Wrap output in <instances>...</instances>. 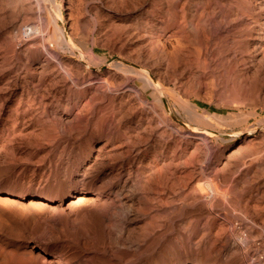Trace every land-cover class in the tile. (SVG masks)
I'll use <instances>...</instances> for the list:
<instances>
[{
    "label": "rangeland",
    "instance_id": "374dc122",
    "mask_svg": "<svg viewBox=\"0 0 264 264\" xmlns=\"http://www.w3.org/2000/svg\"><path fill=\"white\" fill-rule=\"evenodd\" d=\"M13 1L0 0L1 187L15 190L19 196L12 198L22 195L21 200L42 192L50 182L65 186L66 193L68 189L74 193L79 187L78 180L88 170H97L100 176L107 171L106 167L101 168L92 161L101 149L111 146V128L118 121L129 126L126 130L122 126L126 134L133 133L137 142L151 148L141 156L145 163L155 161L163 168V173L156 167L151 180L141 176L146 179L144 185L134 183L128 188L127 194L139 211L134 220L126 219L133 205L130 201L124 204L120 201L112 210L109 222L105 223V252L93 233L75 235L76 229L65 227L62 222L48 235L52 244L45 243L46 238L40 232L24 227L26 221L14 208V200L5 203L0 199V264H41L39 258L46 254L51 259L58 258L60 252L52 250L53 244L64 247L62 256L68 264H189L205 261L212 254L207 245L196 247L195 240H211L221 246L224 235L229 233L227 246L230 247L235 238L246 237L252 220L260 225L254 210L244 209L237 201V204L226 201L236 214L231 218L234 232L226 228L227 225L222 229L214 227L216 201L200 192L199 187L205 186L208 177L198 174L202 166L210 175L214 174L217 159H220L224 162L220 166L226 170L223 174L221 171L213 184L218 183V179L224 180L230 171L255 155L247 146L246 134L239 132L257 124L258 133L264 132V52L253 63L244 60L249 57L243 47L244 40L248 39L244 37H255L258 30H252L248 37L241 31L244 25L255 23V18L258 20L255 27H264V8H260L256 0H243L241 4L232 0H56L61 12L56 17L60 26L65 23L69 26L70 39L76 46L73 52L58 46L48 31L53 16L47 8V0H40L39 4L34 0H18L22 6L21 24L32 22L40 26L36 38L50 43L47 44L49 55L40 43H34L36 41L24 44L28 37L26 30L24 33L17 29L18 33L10 35L15 15ZM163 31H167L171 39L162 38ZM176 37L185 39L186 46L173 52ZM249 47L252 49L253 45L250 43ZM46 57L49 61L41 67ZM133 65L154 76L164 90L162 102L152 87H144L143 81L129 71ZM173 94L217 116H210L208 124L192 122L175 103ZM234 94L237 97L234 98ZM184 123L208 126L213 133L206 136V143L195 148L194 134L190 130L187 131L190 136L179 134V127ZM106 154L121 155L118 149ZM178 155L180 163L172 164L173 171L166 172L164 169L170 167ZM4 194L0 192V196ZM68 195L62 199L68 201ZM62 199L56 197L48 203H55L59 208ZM258 233L255 239L259 238ZM219 258L215 259L231 263L222 256ZM240 263L247 264V261L241 258Z\"/></svg>",
    "mask_w": 264,
    "mask_h": 264
},
{
    "label": "bare ground",
    "instance_id": "6f19581e",
    "mask_svg": "<svg viewBox=\"0 0 264 264\" xmlns=\"http://www.w3.org/2000/svg\"><path fill=\"white\" fill-rule=\"evenodd\" d=\"M234 3L241 4L243 0H232ZM260 6V8H264V0H256ZM12 2V1H11ZM35 3H40V0H34ZM186 2V1H185ZM190 2V1H189ZM196 2V1H195ZM186 4V3H185ZM14 9V20L9 28V33L11 36L16 34L17 29L22 30L23 25L20 22V12L21 7L18 0L13 1ZM212 5V4H211ZM24 6V5H23ZM210 6V5H209ZM254 6V5H253ZM256 6V5H255ZM254 6V7H255ZM194 7V6H193ZM257 7V6H256ZM12 8V6H11ZM47 8L50 10L52 14V21L51 26L49 27L48 31L58 44L62 48L66 49V51H71L76 48L69 36V26L68 24H64L63 26L59 25L57 20L56 14L60 15V9L57 5L56 0H47ZM217 8V7H216ZM253 8V7H252ZM251 8V9H252ZM197 9V8H196ZM209 9V8H208ZM250 9V10H251ZM211 10V9H210ZM263 10V9H262ZM157 11V10H156ZM168 11V10H167ZM181 11V10H180ZM202 11V10H201ZM236 11V10H235ZM246 11V10H245ZM243 12V11H242ZM241 12V13H242ZM171 13V12H170ZM181 13V12H180ZM189 13V12H188ZM247 13V12H246ZM237 14V12H236ZM181 15V14H180ZM179 15V16H180ZM193 15V14H191ZM190 15V16H191ZM200 15V13H199ZM207 15V14H206ZM219 15V14H218ZM250 15V14H249ZM197 16V15H195ZM173 17V16H171ZM177 17V15H176ZM183 17V16H182ZM207 17V16H206ZM205 17V18H206ZM209 17V16H208ZM219 17V16H218ZM168 18V17H167ZM200 18V16H199ZM232 18V17H231ZM253 18V17H252ZM172 19V18H171ZM264 19V18H263ZM174 20V19H173ZM184 20V19H182ZM196 20V19H195ZM207 20V19H206ZM214 21V20H213ZM241 21V20H240ZM255 23L246 24L241 29V31H245L248 35H251L252 30H258V34L255 37L249 36L248 40H244L243 47H245V52H247L249 57L244 58V60H249L250 62H254L255 59L264 52V27L257 29L255 27L256 22L258 20L255 18L253 20ZM204 22V21H203ZM261 22V21H260ZM264 22V21H263ZM36 23V22H35ZM188 23V22H187ZM53 24V25H52ZM198 24V22H197ZM211 24V22H210ZM167 25V24H166ZM72 26V24H71ZM70 26V27H71ZM164 27V25H163ZM205 27V25H204ZM214 27V26H213ZM237 27V26H236ZM72 29V28H71ZM204 29V28H203ZM233 29V28H231ZM26 30L27 39H25L24 44L30 43H40L42 48L46 50V53L49 55L51 54L48 51V45L50 43H46L41 39L37 40L36 36L40 32V26L34 25V23H28L24 26V31ZM165 30V29H164ZM43 31V30H42ZM202 31V30H201ZM223 31V29H222ZM18 33V31H17ZM44 33V32H41ZM255 33V32H254ZM190 34V32H189ZM237 34V32H236ZM43 35V34H41ZM182 35V34H181ZM193 35V34H192ZM232 35V34H231ZM48 36V35H47ZM46 36V38H47ZM187 36V35H186ZM201 36V35H200ZM203 36V34H202ZM44 37V36H43ZM49 37V36H48ZM51 37V36H50ZM170 38V34L167 31H163L162 38ZM184 37V36H183ZM209 36H207L208 38ZM213 37V36H212ZM234 37V36H233ZM242 37V36H241ZM211 38V36H210ZM249 38H252L249 40ZM48 39V38H47ZM171 39V38H170ZM188 39V38H187ZM186 39V40H187ZM222 39V38H221ZM220 39V40H221ZM206 40V39H205ZM214 40V39H213ZM227 40V39H226ZM230 40V39H229ZM170 41V40H169ZM185 41V39H184ZM184 41L181 40L180 37H176V43L173 49V52L182 46H186ZM238 42V40H237ZM230 43V42H229ZM250 43L253 45L252 49H250ZM221 44V43H220ZM37 45V44H36ZM172 45V44H171ZM231 45V44H230ZM32 46V45H31ZM164 46V45H163ZM216 46V45H215ZM222 46V45H221ZM224 46V45H223ZM222 46V47H223ZM225 47V46H224ZM242 47V48H243ZM88 48V47H87ZM226 49V48H225ZM91 50V49H90ZM184 50V49H183ZM227 50V49H226ZM89 51V50H88ZM198 51V50H197ZM170 52V51H169ZM172 52V51H171ZM209 52V51H208ZM186 53V52H185ZM204 53V52H203ZM205 54V53H204ZM80 55V54H79ZM84 55V54H83ZM209 55V54H208ZM192 56V55H191ZM220 56V55H219ZM44 57V56H43ZM91 57V56H90ZM218 57V56H217ZM229 57V56H228ZM81 58V57H80ZM88 58V57H87ZM190 58V57H189ZM223 58V56H222ZM230 58V57H229ZM49 58H45L41 67H44L46 62H48ZM82 60V59H81ZM227 60V59H226ZM232 60V59H231ZM239 60V59H238ZM175 61V60H174ZM196 61V60H194ZM220 61V60H219ZM88 62V61H87ZM186 62V61H185ZM213 62V61H212ZM216 62V61H215ZM226 62V61H223ZM86 63V62H85ZM175 63V62H174ZM207 63V62H206ZM218 63V62H217ZM238 63V62H236ZM257 63V61H256ZM12 64V63H11ZM89 64V62H88ZM91 64V63H90ZM38 65V64H37ZM195 65V64H194ZM7 66V65H6ZM240 66V65H239ZM261 66V65H260ZM262 66L264 67V57L262 59ZM24 67V66H23ZM47 67V66H46ZM220 67V66H219ZM234 67V66H233ZM243 67V66H242ZM111 68V67H110ZM208 68V67H207ZM241 68V67H240ZM248 68V67H247ZM246 68V69H247ZM47 69V68H46ZM121 69V68H120ZM242 69V68H241ZM263 69V68H262ZM130 72L135 74L138 78H140L143 83L144 87H152L154 93L158 96L157 98L160 99L162 102V98L164 95V90L159 86V84L153 79V77L143 71L141 68L136 66H132L129 69ZM256 71V70H254ZM47 73V72H46ZM27 75V74H26ZM46 76V75H45ZM26 78V77H25ZM29 79V78H28ZM44 80V79H43ZM7 81V80H6ZM10 81V80H8ZM30 81V80H29ZM74 82V80H71ZM20 82V81H19ZM6 83V82H5ZM9 83V82H8ZM7 83V84H8ZM234 84V83H233ZM15 85V84H14ZM262 86V85H261ZM13 89V88H12ZM130 88H126L128 90ZM26 91V90H25ZM136 91V90H135ZM172 91V90H171ZM261 91V90H260ZM141 92V91H140ZM172 93V92H171ZM232 93L233 90H232ZM231 93V94H232ZM237 93V92H236ZM26 94V93H25ZM247 95V94H246ZM111 96V95H110ZM235 98V94L233 95ZM109 97V96H108ZM237 97V96H236ZM37 98V97H36ZM174 101L179 107L187 114V117L190 121L196 122L197 124H208L210 116H217L216 114L209 113L207 110H201L200 107L193 103L189 99H184L180 95L173 94ZM111 99V98H110ZM109 101V100H108ZM110 103V102H109ZM149 103V101H148ZM164 103V102H163ZM174 103V105H175ZM264 103V102H263ZM105 104V103H104ZM21 105V104H20ZM111 106V105H110ZM113 106V105H112ZM146 106V105H145ZM144 106V107H145ZM147 107V106H146ZM152 107V106H150ZM111 108V107H110ZM38 109V108H37ZM151 109V108H150ZM168 110V108H167ZM118 112V111H117ZM158 113V112H157ZM133 114V113H132ZM143 114V113H142ZM256 114V113H255ZM168 115V114H167ZM139 117V116H138ZM161 117V116H160ZM121 118V117H120ZM162 118V117H161ZM123 119V118H122ZM260 120V119H259ZM156 121V120H155ZM126 122V121H125ZM139 122V121H138ZM154 122V121H153ZM167 122V121H166ZM161 123V122H160ZM126 124V123H125ZM150 124V123H149ZM159 124V123H158ZM147 125V124H146ZM152 125V124H151ZM156 125V124H155ZM168 125V124H167ZM211 125V124H210ZM122 122L118 121L112 126V136H111V146H107V148L101 149L96 156H94L93 163L101 166V168L106 167L107 171L103 173L102 176L99 175L97 170L94 172H88L83 175L81 179L78 180V186L76 187V191L73 193L70 189L66 193L65 186H56L54 183L50 182L49 184L45 185L41 190L42 192L32 193L30 194V198L28 200H21L20 198H12L14 195H18L13 189L4 188L0 185V192L4 191L5 194L0 196V199L3 200L5 203H15L14 208H17V211L21 213L23 221H26L24 227L26 229L36 230L40 232L41 236L45 237V243H51L50 238L48 235L51 231L54 230V226L59 224L60 222L64 223L65 227H71L76 229L75 235L80 234L81 236H86L87 234H94L97 242L100 244L103 251H106V238H105V229L106 221L110 220L111 215L113 213V209H115L120 201L124 203L129 202L132 205L131 209L127 213V220H134L135 213L137 208L134 207V200L131 198L127 193L128 188L134 183H142L146 179H141V176H146L150 179L151 174L156 169L159 170L161 174L163 168L158 166V164L153 161V163L147 162L145 163L143 160L142 153L146 155V152L151 149L149 146L147 147L146 143L137 142L133 137V133L126 134L125 130L129 126L125 127V130L122 129ZM135 126V125H134ZM154 126V125H153ZM157 127V126H156ZM160 127V126H159ZM213 127V126H212ZM263 127V126H262ZM215 128V127H214ZM257 125L247 126L239 133H245L246 143L247 146L250 147L252 153L255 154L254 157L250 158L249 160L245 161L241 167H238L234 171H230L228 176L224 177V180H216L218 183L213 184V180L219 178L221 171L226 170L220 166V163H224L222 160L217 159V164L214 168V174H209V171L206 172L203 166L200 168L198 174L204 175L206 178L208 177L205 186L199 187L200 192L204 193L205 196L211 200L214 199L216 201L215 206L217 207L216 215L217 219H214L213 225L214 227H218L219 229L222 228H231L233 231L232 221L231 218L236 216L231 208L226 205V201L236 203L239 202L240 205L244 207V209H252L255 212L256 218L260 220V225L256 222V220H252L251 224L247 226V233L246 237L244 238H235L231 242V246L228 247V239H230V234L226 233L224 235V241L221 243V246H218L214 241L206 240L202 241L201 239L195 240L194 243L196 247H201L203 245H207L212 250V254L208 256V259L205 261L200 262H191L189 264H241L240 259L243 258L247 261V264H264V182H263V175H264V132L258 133ZM133 129V128H132ZM170 129V128H169ZM135 130V129H134ZM152 129H150L151 131ZM154 130V129H153ZM160 130V129H159ZM174 130V129H173ZM180 135L182 137L190 136L187 134V131L190 130L192 138H194L193 144L195 148H198L201 143H206L207 137L213 133V130L210 127H201V126H194L189 123H184L182 126L179 127ZM215 130V129H214ZM221 130V129H220ZM149 131V132H150ZM235 131V130H234ZM153 132V131H152ZM151 132V133H152ZM160 132V131H159ZM178 132V131H177ZM95 133V131H94ZM137 133V132H136ZM171 134V133H170ZM252 134H255L252 136ZM174 136V135H173ZM145 137V136H143ZM238 137V136H237ZM168 138V137H167ZM236 138V137H235ZM239 138V137H238ZM150 139V138H149ZM148 139V140H149ZM210 139V138H208ZM188 140V139H187ZM228 140V139H227ZM225 141V140H224ZM167 142V141H166ZM215 142V141H214ZM226 142V141H225ZM89 143V142H88ZM151 143V142H150ZM158 143V142H157ZM245 143V144H246ZM156 144V143H155ZM210 145V144H209ZM241 145V144H240ZM206 146V145H205ZM208 146V144H207ZM237 146V145H236ZM206 148V147H205ZM213 148V147H212ZM219 148V147H218ZM80 149V148H79ZM118 149L121 153L120 156L118 155H108L107 152L111 150ZM214 149V148H213ZM233 149V148H232ZM184 150V149H183ZM200 150V149H199ZM208 150V149H207ZM96 151V150H95ZM116 151V150H115ZM210 152V149L208 150ZM235 151V150H234ZM197 152V151H196ZM160 153V152H159ZM188 153V152H187ZM242 153V152H241ZM201 154V152H200ZM204 154V153H202ZM201 154V155H202ZM235 154V153H234ZM152 155V154H151ZM192 156V154H190ZM195 155H197L195 153ZM194 155V156H195ZM208 155V154H207ZM233 155V154H231ZM246 155V154H245ZM250 155V154H248ZM189 156V155H188ZM190 156V157H191ZM204 156V155H202ZM212 156V155H211ZM230 156V155H229ZM252 156V155H251ZM106 157L108 160L105 161ZM208 157V156H207ZM242 157V156H241ZM180 156H176L173 161L171 162L170 167H167L166 172L168 173L173 171L172 168L174 165H178ZM197 158V157H196ZM204 159V158H203ZM222 159V158H221ZM206 160V158L204 159ZM231 160V159H230ZM246 160V159H244ZM89 161V160H88ZM158 161V160H157ZM202 161V159H201ZM59 162V161H58ZM197 162V161H196ZM200 162V161H199ZM226 162V161H225ZM81 163V162H80ZM169 163V162H168ZM193 163V162H192ZM214 163V162H213ZM163 164V163H162ZM173 164V166H172ZM194 164V163H193ZM197 164V163H196ZM207 164V163H206ZM211 164V163H210ZM88 165V164H87ZM138 165V168H137ZM168 165V164H167ZM82 166V165H81ZM193 166V165H192ZM166 167V166H165ZM95 168V167H94ZM198 168V165L194 167V169ZM228 168V167H227ZM46 169V168H45ZM177 169V168H176ZM209 169V168H208ZM234 169V167H233ZM57 170V169H56ZM196 171V170H195ZM165 172V171H164ZM194 172V171H193ZM191 172V173H193ZM212 172V171H211ZM49 173V172H48ZM163 173V172H162ZM177 173V172H176ZM228 173V172H227ZM189 174V173H188ZM154 175V174H153ZM164 175V174H163ZM167 175V174H166ZM169 175V174H168ZM179 175V173H178ZM71 176V175H70ZM193 176V175H192ZM196 176V175H195ZM172 177V176H171ZM177 177V176H176ZM183 177V176H182ZM181 177V179H182ZM45 178V177H44ZM57 178V177H56ZM64 178V177H63ZM66 178V177H65ZM155 178V177H154ZM167 178V177H166ZM180 178V177H179ZM198 178V177H196ZM179 179V181L181 180ZM185 179V178H184ZM205 179V178H204ZM12 180V179H11ZM16 180V179H15ZM151 180V179H150ZM191 180V179H190ZM206 180V179H205ZM204 180V182H205ZM59 181V180H58ZM185 181V180H184ZM183 181V182H184ZM167 182V181H165ZM170 182V181H169ZM182 182V183H183ZM190 182V181H189ZM203 182V180L201 181ZM146 183V182H145ZM181 183V184H182ZM200 183V182H199ZM165 184V183H164ZM184 184V183H183ZM187 184V183H186ZM203 184V183H202ZM185 185V184H184ZM24 186V185H23ZM146 186V185H145ZM168 186V185H167ZM72 187V186H71ZM150 187V186H149ZM170 187V186H169ZM179 187V186H178ZM185 187V186H184ZM198 187V185H197ZM39 188V187H38ZM75 188V187H74ZM167 188V187H166ZM177 188V187H176ZM210 188V189H209ZM135 189V187H134ZM198 188H196L197 190ZM209 189V190H208ZM30 190V189H29ZM40 190V191H41ZM139 190V189H138ZM182 190V189H181ZM198 190V191H199ZM130 191V190H129ZM135 191V190H134ZM141 191V190H140ZM167 191V190H166ZM177 190L176 192H178ZM183 191V190H182ZM142 192V191H141ZM140 192V193H141ZM151 192V191H150ZM179 193V192H178ZM67 194V195H66ZM70 199L68 201L63 200L66 196H69ZM170 194V193H168ZM184 195V194H183ZM198 195V194H197ZM148 196V195H147ZM169 196V195H168ZM172 196V195H170ZM180 196V195H179ZM62 199L63 202L59 204V208L54 206V204L48 203L50 200L54 198ZM138 197V196H137ZM151 197V196H149ZM211 197V198H210ZM165 198V197H164ZM174 198V197H173ZM182 199V198H181ZM204 199V198H203ZM136 200V199H135ZM159 200V198H158ZM183 200V199H182ZM171 201V200H170ZM237 201V202H236ZM176 202V201H175ZM180 202V201H179ZM209 202V201H208ZM53 203V202H52ZM153 203V202H152ZM214 203V202H213ZM228 203V204H229ZM142 204V203H141ZM157 204V203H156ZM210 204V203H209ZM126 205V204H125ZM231 205V204H230ZM129 206V205H128ZM175 206V205H174ZM210 206V205H209ZM232 206V205H231ZM12 207V206H11ZM148 207V206H147ZM152 207V206H151ZM154 207V206H153ZM152 207V208H153ZM140 208V207H139ZM145 207L143 206V209ZM155 208V207H154ZM157 208V207H156ZM236 208V207H235ZM235 208L234 211H235ZM237 210V208H236ZM14 211V210H12ZM119 211V208H118ZM122 211V210H120ZM160 211V210H159ZM214 211V210H213ZM123 212V211H122ZM126 212V211H125ZM145 212V211H144ZM243 212V211H241ZM240 212V213H241ZM245 212V211H244ZM12 213V212H11ZM29 213H31L29 215ZM121 213V212H120ZM141 213V212H139ZM246 214V213H245ZM115 215V214H114ZM140 215V214H139ZM213 215V214H212ZM254 215V216H255ZM118 216V215H116ZM115 216V217H116ZM124 216V214H123ZM253 216V217H254ZM153 217V216H151ZM150 217V218H151ZM212 217V216H211ZM119 218V217H118ZM144 218V217H143ZM145 219V218H144ZM7 220V219H6ZM121 220V219H120ZM119 220V223H120ZM209 220V219H208ZM207 220V221H208ZM235 220V219H234ZM246 220V219H245ZM3 221V219H2ZM9 221V220H8ZM147 221V220H146ZM148 221H150L148 219ZM147 221V223H148ZM202 221V220H201ZM30 222L33 224L32 227L29 226ZM107 222V223H108ZM239 222V221H238ZM238 222H236L238 224ZM242 222V221H241ZM8 223V222H7ZM111 223V222H110ZM122 223V222H121ZM129 223V222H128ZM155 223V222H154ZM201 223V222H200ZM209 223V222H207ZM228 223V224H227ZM16 224V223H15ZM149 224V223H148ZM151 224V223H150ZM234 224V222H233ZM240 224V223H239ZM28 225V226H27ZM116 225V224H114ZM130 225V224H129ZM203 225V224H202ZM208 225V224H207ZM211 225V223H210ZM10 226V225H9ZM16 226V225H15ZM134 226V225H133ZM243 226V225H242ZM17 227V226H16ZM116 227V226H115ZM13 228V227H12ZM18 228V227H17ZM118 228V227H117ZM242 228V227H240ZM15 229V228H14ZM19 229V228H18ZM58 229V228H57ZM197 229V228H196ZM205 229V228H204ZM213 229V228H212ZM11 230V229H10ZM203 230V229H202ZM201 230V231H202ZM130 231V229H129ZM192 231V230H190ZM207 231V230H206ZM205 231V232H206ZM25 232V231H24ZM54 232V231H53ZM204 232V231H203ZM217 232V231H216ZM234 232V231H233ZM232 232V233H233ZM236 232V231H235ZM238 232V231H237ZM236 232V234H237ZM259 232V233H258ZM29 233V232H28ZM197 233V232H196ZM211 233V232H210ZM258 233L259 238L255 239L254 236ZM23 234V233H22ZM119 234V233H118ZM203 234V233H202ZM206 234V233H205ZM235 234V233H234ZM233 234V236H234ZM241 234V233H239ZM243 234V233H242ZM24 235V234H23ZM28 235V234H27ZM38 235V233H37ZM36 235V236H37ZM109 235V234H108ZM200 235V234H199ZM25 236V235H24ZM30 236V235H29ZM35 236V234H34ZM139 236V235H137ZM136 236V237H137ZM158 236V235H157ZM204 236V235H203ZM206 236V235H205ZM217 236V234H216ZM242 236V235H241ZM262 236V237H261ZM11 237V236H10ZM193 237V236H192ZM201 237V236H200ZM210 237V236H209ZM230 237V238H229ZM235 237V236H234ZM233 237V238H234ZM257 237V236H256ZM76 238V237H75ZM121 238V237H120ZM128 238V237H127ZM132 238V237H131ZM144 238V237H143ZM147 238V237H146ZM152 238V237H151ZM198 238V237H197ZM204 238V237H203ZM213 238L214 237H210ZM254 238V239H253ZM26 239V238H25ZM110 239V237H109ZM113 239V238H112ZM133 239V238H132ZM220 239V238H219ZM31 240V239H30ZM150 240V239H149ZM215 240V239H214ZM217 240V239H216ZM133 241V240H132ZM191 241V240H190ZM112 242V241H111ZM110 242V243H111ZM143 242V241H139ZM221 242V241H220ZM113 243V242H112ZM117 243V242H116ZM123 243V242H122ZM129 243V242H128ZM131 243V242H130ZM148 243V242H147ZM193 243V242H192ZM52 244V243H51ZM36 245V244H35ZM114 245V244H112ZM123 245V244H122ZM126 245V244H125ZM130 245V244H129ZM61 246V245H60ZM145 246V245H144ZM143 246V247H144ZM110 248V246H109ZM113 248V247H112ZM117 248V247H116ZM207 248V247H206ZM3 249V247H2ZM114 249V248H113ZM138 249V248H137ZM42 250V249H41ZM54 252H60L57 258H49V255H42L40 256L39 260L41 264H68V261L63 259L64 257L62 254L65 253L64 247H59L58 245L53 244ZM68 250V249H67ZM131 250V249H130ZM13 251V250H11ZM10 251V252H11ZM16 251V250H15ZM9 252V253H10ZM102 253V252H101ZM126 253V252H125ZM130 253V252H129ZM241 253V256L239 255ZM34 254V253H33ZM120 255V254H119ZM129 255V254H127ZM238 255V256H237ZM12 256V255H11ZM16 256V255H15ZM125 256V255H124ZM220 256L223 257L224 260L229 261L231 263H222L217 261L215 258H219ZM129 257V256H128ZM145 257V256H144ZM22 258V257H21ZM131 258V257H130ZM93 259V258H92ZM105 259V258H104ZM125 259V258H124ZM128 259V258H126ZM220 259V258H219ZM95 260V259H94ZM107 260V259H106ZM174 260V259H173ZM10 261V260H9ZM22 261V260H21ZM98 261V260H97ZM135 261V260H134ZM195 261V260H194ZM106 262V261H105ZM130 262V261H129ZM246 263V262H245ZM15 264V262H14ZM120 264V263H119ZM184 264V263H183Z\"/></svg>",
    "mask_w": 264,
    "mask_h": 264
},
{
    "label": "built area",
    "instance_id": "2783aa9c",
    "mask_svg": "<svg viewBox=\"0 0 264 264\" xmlns=\"http://www.w3.org/2000/svg\"><path fill=\"white\" fill-rule=\"evenodd\" d=\"M22 32H24V26L22 27V30H21ZM25 33V32H24Z\"/></svg>",
    "mask_w": 264,
    "mask_h": 264
}]
</instances>
